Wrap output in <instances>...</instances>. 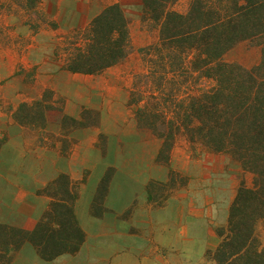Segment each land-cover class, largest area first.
<instances>
[{
  "label": "crops",
  "instance_id": "crops-1",
  "mask_svg": "<svg viewBox=\"0 0 264 264\" xmlns=\"http://www.w3.org/2000/svg\"><path fill=\"white\" fill-rule=\"evenodd\" d=\"M124 1L41 0L45 23L38 32L18 17L6 20L13 29L0 44L7 47L0 57V132L7 139L0 149V224L32 230L49 203L38 191L66 174L79 183L74 212L85 233L73 255L44 261L24 243L10 264H214L206 254L220 242L216 230L226 224L235 195L218 200L216 190L193 178L190 167L199 162L182 149L171 152L168 166L156 162L162 141L138 128L128 106L133 76L141 70L138 48L132 46L129 61L95 75L60 70L54 55L66 35L84 29L105 7L119 3L127 16ZM46 90L54 93L55 107L46 111L44 127L17 124V107L40 100ZM84 109L98 113L96 126H62L64 116L80 119ZM99 139H105L104 153ZM109 168L114 173L104 212L95 216L91 205ZM170 170L188 176V183L164 186Z\"/></svg>",
  "mask_w": 264,
  "mask_h": 264
},
{
  "label": "trees",
  "instance_id": "trees-1",
  "mask_svg": "<svg viewBox=\"0 0 264 264\" xmlns=\"http://www.w3.org/2000/svg\"><path fill=\"white\" fill-rule=\"evenodd\" d=\"M180 1L141 0V22L157 31V38L136 50L141 70L133 76L128 106L134 108L138 128L162 141L157 163L168 166L172 150L183 139L193 150L200 146L228 155L252 174L251 186L242 182L237 188L226 224L216 230L220 242L206 257L214 264H264L259 231L261 225L264 232V0H185L183 11L176 9ZM40 4L0 0V44L13 29L6 22L10 17L38 32L45 23ZM246 40L261 46L260 62L251 68L224 62L225 54ZM62 43L54 50L60 70L89 75L120 63L134 50L130 23L119 3L105 7ZM53 99L54 93L46 90L40 100L21 103L13 120L30 129L43 128L46 111L55 107ZM98 121L97 112L84 109L80 119L64 116L62 126L77 129ZM6 140L0 132V149ZM99 140L104 153L105 139ZM113 173L109 168L98 185L90 209L95 216L104 212ZM179 175L170 170L164 186L172 187ZM154 184H148V191ZM78 187L68 175L59 174L38 191L49 203L32 230L0 224V264H10L24 243L44 261L78 252L85 240L74 212Z\"/></svg>",
  "mask_w": 264,
  "mask_h": 264
},
{
  "label": "rangeland",
  "instance_id": "rangeland-1",
  "mask_svg": "<svg viewBox=\"0 0 264 264\" xmlns=\"http://www.w3.org/2000/svg\"><path fill=\"white\" fill-rule=\"evenodd\" d=\"M185 6L186 1L181 0L176 9L183 11ZM124 7L130 23L131 43L134 49L154 43L157 38V31L152 30L148 25L142 24L141 5L138 0H125ZM6 48L0 47V57L2 51L6 52ZM261 51V46L256 41H241L225 54L223 60L226 63H234L244 68H251L260 62ZM134 52L136 53V51ZM130 57L132 55L127 57V61L130 60ZM6 59L5 56V66L7 64ZM2 107L4 106L0 99V112H3L1 111ZM180 149L186 151L190 159L199 162V164L190 167V173L193 174V178L196 175L203 186L216 190V193H214L218 200L225 201V203L229 202L230 197L235 195L237 188L242 182L246 186H251L252 174L244 172L240 163L228 155L210 153L200 146L193 150L183 139L178 141L172 152ZM189 179L188 176L183 175L181 178H175L174 183L185 185ZM259 231L261 242L264 244V232L261 225L259 226Z\"/></svg>",
  "mask_w": 264,
  "mask_h": 264
}]
</instances>
